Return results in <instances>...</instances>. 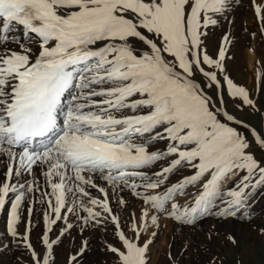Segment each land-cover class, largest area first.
Instances as JSON below:
<instances>
[{
	"label": "snow or ice",
	"instance_id": "1",
	"mask_svg": "<svg viewBox=\"0 0 264 264\" xmlns=\"http://www.w3.org/2000/svg\"><path fill=\"white\" fill-rule=\"evenodd\" d=\"M231 3L0 0V165L6 168L0 209L10 205L8 234L30 252L32 264H51L53 246L74 227L70 215L81 232L91 226L106 234V224L114 225L113 242L104 241L113 264H150L157 232L147 240L142 235L149 221L159 227L160 214L190 226L207 216L250 218V201L264 187V163L252 150L253 143L264 149V113L258 129L227 110L225 93L240 101L237 111H259L228 75L230 35L215 56L205 44ZM251 4L264 28V0ZM161 161L168 163L157 169ZM181 169L190 174L170 182ZM98 180L111 186L121 208L124 190L143 202L131 237ZM37 202L46 206L43 252L29 238ZM60 220L65 227L50 241ZM226 240L236 244L232 235ZM88 247L84 239L68 264Z\"/></svg>",
	"mask_w": 264,
	"mask_h": 264
},
{
	"label": "rangeland",
	"instance_id": "2",
	"mask_svg": "<svg viewBox=\"0 0 264 264\" xmlns=\"http://www.w3.org/2000/svg\"><path fill=\"white\" fill-rule=\"evenodd\" d=\"M259 2L260 0H257V3ZM225 17L220 19L217 26L208 30L205 44L209 54L215 56L223 35L225 33L230 35L232 43L229 46V58L226 60L228 75L235 83L249 91L250 98L256 102L259 111L253 113L249 107H244L242 112L237 111L235 105L240 101H234L227 93L224 94L225 104L230 113L245 119L259 129L261 113H264V79L258 83L257 73L264 72V28L256 18L251 0H232ZM209 94L215 96V90L209 91ZM251 139L252 137L249 136V140ZM165 144L166 142L162 141L157 147L163 148ZM252 150L255 157L264 163V149L253 143ZM167 163L168 161H161L155 167L158 169L159 166ZM4 171L6 168L0 165V180L3 179ZM36 171L39 175L40 169ZM189 174L181 169L170 177V182H176L181 175ZM243 174L240 173L241 176ZM39 179L43 185V177L40 176ZM239 179L240 176L233 177L228 187ZM98 183L108 189L113 211L119 213L121 226L125 229L126 235L131 237L130 226L133 219L138 225L141 223V209L145 207L143 202L132 197L128 190H124L120 195L127 204L121 208L116 204L111 186L102 180H98ZM91 191L94 196L103 198L95 189ZM250 204L249 219H240L239 213L237 217L227 219L207 216L199 220L195 226L175 222L166 215L160 214L159 227L151 225L149 221L148 230L142 235V240H147L152 232H157L149 248L150 264H207L211 257H216L218 264H264V232L261 231L264 229V187L256 190ZM28 206V203H25L22 207L21 222L18 225V231L21 233L25 231L28 220ZM45 208V205L37 202L31 216L32 227L29 238L37 252L45 250L42 244ZM9 209L10 205L0 209V264H32L30 252L22 245H18L8 234ZM152 214L154 212L150 211L149 217ZM68 223H72L74 227L53 246L51 264H68L69 256L80 249L84 239L89 241V247L82 256L78 257L76 264H113L114 257L104 250L105 240L113 242L114 225L110 221L106 224V234L91 226L81 232L83 225L74 215L68 217ZM51 227L50 241L57 239L60 230L65 227V222L57 221ZM209 232L213 234L211 240L208 239ZM227 235H232L236 244L227 241Z\"/></svg>",
	"mask_w": 264,
	"mask_h": 264
}]
</instances>
